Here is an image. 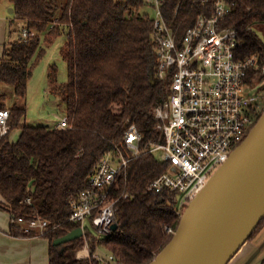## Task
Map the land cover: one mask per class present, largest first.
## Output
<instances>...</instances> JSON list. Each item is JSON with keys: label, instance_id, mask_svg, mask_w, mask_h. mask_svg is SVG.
I'll list each match as a JSON object with an SVG mask.
<instances>
[{"label": "trees", "instance_id": "obj_1", "mask_svg": "<svg viewBox=\"0 0 264 264\" xmlns=\"http://www.w3.org/2000/svg\"><path fill=\"white\" fill-rule=\"evenodd\" d=\"M219 0H163V20L180 40L195 19L211 15ZM230 12L223 25L236 30L239 57L257 55L264 63V0H222ZM1 2V0H0ZM12 19L24 22L34 36L21 33L8 39L0 58V111L8 110V126L20 131L10 142L0 136V208L10 215V235L34 237L16 222L20 217L47 222L42 235L49 241V264H100L93 258L96 246L105 248L119 264H148L169 242L165 227L175 231L181 214L175 193L155 194L147 185L167 170L168 164L152 154L132 158L120 172L111 195L120 198L117 228L108 237L81 238L53 245L78 225L68 218L70 200L88 187V179L108 152L121 151L127 128L142 136L140 149L161 140L153 110L166 97L170 80L157 76L153 19L141 10L144 0H8ZM22 28V29H23ZM22 31V30H21ZM68 78L56 89L65 106L69 127L49 129L21 125L33 58L42 56L41 38L50 42L60 35ZM2 85L13 88L17 102L6 105ZM260 91L264 93V81ZM258 120V119H257ZM257 122V121H256ZM29 199L30 202H27ZM264 225V217L249 237ZM90 258L78 260L74 252L84 244Z\"/></svg>", "mask_w": 264, "mask_h": 264}, {"label": "built area", "instance_id": "obj_2", "mask_svg": "<svg viewBox=\"0 0 264 264\" xmlns=\"http://www.w3.org/2000/svg\"><path fill=\"white\" fill-rule=\"evenodd\" d=\"M144 1L154 12L157 76L170 80L165 99L153 110L155 130L161 140L141 150L142 136L130 125L124 136L129 157L121 151L108 152L91 173L88 187L70 200L68 220L78 225L83 235L88 232L89 222L98 234L95 239L113 233L118 201L127 199L129 194L114 198L111 191L132 158L148 153L167 163V170L151 180L147 190L155 194L175 193L180 208H184L244 141L262 108L264 63L259 64L257 55L241 58L237 54V32L223 25L230 12L224 1L214 4L211 15H199L180 40L163 20L160 10L163 0ZM21 36L25 39L34 33L23 28ZM8 119L9 111L1 110L0 136L10 134ZM56 127L68 128L67 117ZM16 222L25 232H35L37 236H42L47 228V222L39 218L20 217ZM165 231L174 234L170 227H165ZM90 256L86 242L75 258ZM92 256L102 263L119 264L111 254L108 258Z\"/></svg>", "mask_w": 264, "mask_h": 264}, {"label": "water", "instance_id": "obj_3", "mask_svg": "<svg viewBox=\"0 0 264 264\" xmlns=\"http://www.w3.org/2000/svg\"><path fill=\"white\" fill-rule=\"evenodd\" d=\"M263 217L264 111L244 141L188 202L172 238L148 264H229ZM116 228L114 224L113 232ZM82 236L77 227L53 245Z\"/></svg>", "mask_w": 264, "mask_h": 264}, {"label": "rangeland", "instance_id": "obj_4", "mask_svg": "<svg viewBox=\"0 0 264 264\" xmlns=\"http://www.w3.org/2000/svg\"><path fill=\"white\" fill-rule=\"evenodd\" d=\"M3 2H8V0H1V3ZM9 8L10 7L5 9L4 5L0 4V13L11 20L13 17L12 13L9 12ZM141 12L143 14H148L151 18L154 17V12L147 7H144ZM10 20H8V38L15 39L21 33L25 25L21 20L15 19L11 23ZM259 35L264 41V30L259 31ZM65 40L66 37L64 34L50 42H46L44 36H42L40 42L44 49V53L40 57L35 56L32 60V74L28 79L27 95L24 100L26 104V114L21 121V125L44 126L49 129H54L57 128L58 122L66 115L62 98L56 93V89L65 84L68 78L67 66L62 55ZM1 90L6 96V105L10 106L17 102L11 86L2 85ZM18 131V129L13 130L11 136L16 135ZM187 204L184 208H186ZM184 208H180L179 203L176 206L179 214H182ZM86 226L92 237H98L94 227L89 222H87ZM170 235L171 239L173 234ZM85 241L89 242L87 239ZM85 243L86 242H84V244ZM83 245L74 252L73 256H75L79 250H82ZM98 247L99 246H96L93 254H99L102 258H108L109 252L105 248L104 250L98 251ZM100 264L106 263H102L101 261Z\"/></svg>", "mask_w": 264, "mask_h": 264}, {"label": "crops", "instance_id": "obj_5", "mask_svg": "<svg viewBox=\"0 0 264 264\" xmlns=\"http://www.w3.org/2000/svg\"><path fill=\"white\" fill-rule=\"evenodd\" d=\"M0 4L4 5L5 9L12 8L9 2H0ZM146 7L152 10L151 6ZM8 20V17L0 13V58L3 55L4 45L9 39ZM19 135L20 131L12 136L10 133V142L17 141ZM0 202H4L1 195ZM9 230L10 215L0 208V264H49V241L46 238L42 236L14 237L10 235ZM97 250H104V248L98 247ZM259 261H264V225L253 239L244 244L229 264H254Z\"/></svg>", "mask_w": 264, "mask_h": 264}, {"label": "flooded vegetation", "instance_id": "obj_6", "mask_svg": "<svg viewBox=\"0 0 264 264\" xmlns=\"http://www.w3.org/2000/svg\"><path fill=\"white\" fill-rule=\"evenodd\" d=\"M263 103H264V98L262 99V102H261V110H260V114H259V116L257 117V119H259L260 118V115H262L261 113L264 111V107H263Z\"/></svg>", "mask_w": 264, "mask_h": 264}]
</instances>
